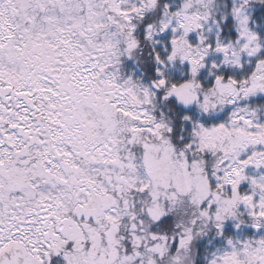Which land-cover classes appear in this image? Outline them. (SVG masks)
<instances>
[{
	"label": "snow or ice",
	"instance_id": "obj_1",
	"mask_svg": "<svg viewBox=\"0 0 264 264\" xmlns=\"http://www.w3.org/2000/svg\"><path fill=\"white\" fill-rule=\"evenodd\" d=\"M0 264H264V0H0Z\"/></svg>",
	"mask_w": 264,
	"mask_h": 264
}]
</instances>
